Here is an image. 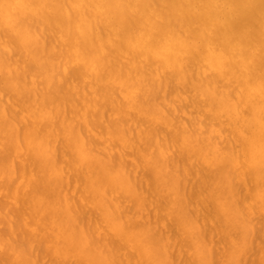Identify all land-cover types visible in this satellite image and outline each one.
<instances>
[{
    "label": "bare ground",
    "instance_id": "obj_1",
    "mask_svg": "<svg viewBox=\"0 0 264 264\" xmlns=\"http://www.w3.org/2000/svg\"><path fill=\"white\" fill-rule=\"evenodd\" d=\"M0 4V264H264L261 0Z\"/></svg>",
    "mask_w": 264,
    "mask_h": 264
},
{
    "label": "snow or ice",
    "instance_id": "obj_2",
    "mask_svg": "<svg viewBox=\"0 0 264 264\" xmlns=\"http://www.w3.org/2000/svg\"><path fill=\"white\" fill-rule=\"evenodd\" d=\"M260 6H261L262 13H264V0H261V5ZM9 7H12V6L5 5V4H0V8H2V9H7ZM262 198H264V197H262ZM204 264H207V262H204ZM237 264H238V262H237Z\"/></svg>",
    "mask_w": 264,
    "mask_h": 264
}]
</instances>
